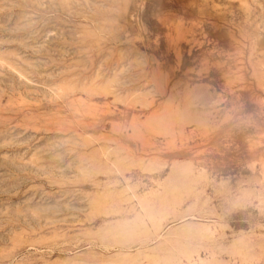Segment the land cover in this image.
I'll return each mask as SVG.
<instances>
[{
	"label": "rangeland",
	"instance_id": "1",
	"mask_svg": "<svg viewBox=\"0 0 264 264\" xmlns=\"http://www.w3.org/2000/svg\"><path fill=\"white\" fill-rule=\"evenodd\" d=\"M0 264H264V0H0Z\"/></svg>",
	"mask_w": 264,
	"mask_h": 264
},
{
	"label": "bare ground",
	"instance_id": "2",
	"mask_svg": "<svg viewBox=\"0 0 264 264\" xmlns=\"http://www.w3.org/2000/svg\"><path fill=\"white\" fill-rule=\"evenodd\" d=\"M247 3V2H246Z\"/></svg>",
	"mask_w": 264,
	"mask_h": 264
}]
</instances>
